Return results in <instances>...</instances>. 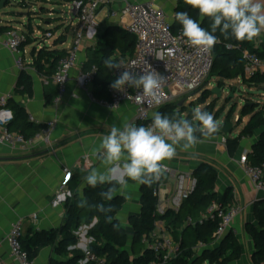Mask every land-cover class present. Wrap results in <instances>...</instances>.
Masks as SVG:
<instances>
[{
	"label": "crops",
	"instance_id": "crops-1",
	"mask_svg": "<svg viewBox=\"0 0 264 264\" xmlns=\"http://www.w3.org/2000/svg\"><path fill=\"white\" fill-rule=\"evenodd\" d=\"M126 2L154 3L164 11L169 21L172 23L175 21L178 6L175 0H111L99 13V29L84 39L79 56L80 62H86L92 57L107 26L124 29L128 21L121 17L112 18L110 15L120 11ZM69 4L61 0H9L5 9L0 12V27L19 30L29 34L31 38V43L25 45L22 50L24 68L19 69L16 57L3 47L6 33L0 34V98L11 96L13 102L22 104L30 122L37 126L45 128L55 123L49 143L40 140L27 152L0 146V260L3 264H19L12 259L7 242L12 226L21 221L24 236L59 229L67 213L65 204L67 200L56 203L58 190L66 179L65 170L76 176L75 192L83 198L88 187L84 184L85 176L92 171H105V165L98 156L93 155V152L99 150L102 139L113 126L122 128L124 125L132 124L135 118L131 106H124L117 111L103 105L101 102L108 100L109 95L95 94V86L92 89L94 98H91L87 90L81 86L79 68L73 71L66 94L56 104L57 88L52 81L55 74L51 78L49 75L44 76L37 70L35 62L41 50V42L43 47L50 50L68 52L70 49L77 21L70 18ZM46 32H52L53 38L43 39ZM263 37L264 31L252 41L258 47ZM46 64L44 62L47 68ZM23 72L31 77L32 97L16 92ZM46 73L44 70V74ZM191 98L192 96L188 100ZM242 131L236 135L233 131L224 137L219 135L200 137L195 146L188 150L177 147L176 155L162 163L181 172H194L202 163L213 165L219 174L217 182L219 201L230 190L235 205L244 208L243 214L232 225L233 231L241 243L243 240L253 243L245 230V225L255 222L254 212L257 207L263 206L264 194L255 190L239 161L242 157H248L260 141L263 132L259 130L250 138L241 137ZM227 140L238 141L237 149L232 156ZM122 163L123 158L117 162L119 166L112 182L120 187L119 193L125 199L117 219L128 234L133 236L130 221L132 217L141 213L143 185L124 175ZM161 187L167 189L169 196L172 194L173 184L166 178L162 181ZM88 229L87 226H83L77 233L79 243L76 249L83 252L87 251L91 242L86 237ZM54 259L61 260L53 247H47L41 250L39 257L32 264H51Z\"/></svg>",
	"mask_w": 264,
	"mask_h": 264
},
{
	"label": "trees",
	"instance_id": "trees-1",
	"mask_svg": "<svg viewBox=\"0 0 264 264\" xmlns=\"http://www.w3.org/2000/svg\"><path fill=\"white\" fill-rule=\"evenodd\" d=\"M66 3H72L76 0H61ZM186 11L188 14L201 23V26L210 29L211 21L207 18H201L199 12L180 0L176 12ZM173 31L176 32L181 25L174 21ZM10 29L0 27V34L8 32ZM47 33V32H46ZM52 33V32H50ZM218 43L211 50L213 55L212 77L221 81L240 80L243 85H264V73L257 74L250 78L245 76L244 53L250 52L257 55L264 61V37L257 47L253 41H240L234 39H225L219 32ZM26 45L31 43L30 35ZM136 38L125 29L116 26H107L100 37L98 46L94 49L92 57L89 58L84 66L88 71L92 67L97 68V75L94 80L96 88L95 94H108L107 87L115 80L113 69L105 67L104 61L112 58L114 61L132 58L136 49ZM228 46L231 49H228ZM65 50H50L48 47H42L36 57V68L44 76L50 78L56 74L60 60L66 55ZM47 63L48 67L44 65ZM44 70L47 72L44 74ZM51 80V79H50ZM16 92L24 96L32 97L31 77L23 72L16 87ZM56 95V94H55ZM10 109L13 111L14 120L9 129L15 134L24 136L30 140L35 138L43 126H37L30 122L29 117L22 104H17L10 100ZM214 105L211 104L204 111L213 115ZM180 106L170 103L158 112L172 116L183 112L179 110ZM243 117H250L247 125L244 127L242 136L252 138L257 131L263 134L260 141L249 153L247 160L253 166H264V110L259 106L251 109L246 104L242 109ZM221 115L214 114L217 122ZM184 118H191V112ZM139 126H145L144 123ZM226 125H221L220 130L215 135H223ZM199 136V133H197ZM230 155H234L238 141L227 140ZM194 176L197 179L195 192L184 202L181 209L176 212L172 209L164 214L158 213V201L154 196V191L160 186L162 178L153 182L151 185L142 186L141 213L139 216L132 217L130 224L133 230V236L130 238L127 230L121 226L117 215L122 210L125 199L119 193V186L115 183H105L96 188L88 186L85 189L84 197L75 192L76 176H71L68 181V187L71 196L66 201L67 213L63 225L50 232H36L32 235L23 236L22 244L24 251L34 262L40 255L41 250L47 247H53L56 255L61 260H52L51 264H96L89 260L87 253L105 261L104 264H240L244 249L241 241L231 231L222 239L216 236L219 219L204 220L209 208L214 203H219L221 207L235 205L234 198L228 190L219 201L217 192L218 170L209 163H202L194 170ZM113 189V198L108 201L101 197L100 193ZM81 201H86L87 206H79ZM104 203L105 207H111V211L101 213L94 207L97 204ZM254 223H247L245 230L252 238L254 244V259L258 262L264 261V205L257 207L254 212ZM94 221L96 223L94 224ZM163 223L165 229L171 234L173 240L178 245L179 250L171 260L163 262L162 256H157L150 248L152 242H145V238L155 231L157 223ZM94 224V225H93ZM87 226L86 237L91 241L87 251L83 252L76 249L79 243L77 233L81 227ZM132 241L129 248V241ZM140 244V249L136 248ZM203 245L204 248L200 249Z\"/></svg>",
	"mask_w": 264,
	"mask_h": 264
},
{
	"label": "built area",
	"instance_id": "built-area-1",
	"mask_svg": "<svg viewBox=\"0 0 264 264\" xmlns=\"http://www.w3.org/2000/svg\"><path fill=\"white\" fill-rule=\"evenodd\" d=\"M179 1L175 0L177 3ZM110 2L111 0H76L69 4L70 18L77 21V27L72 45L60 60L57 72L52 80L57 88L56 104L66 94L67 87L72 80V73L77 68L81 71L79 78L81 86L87 90L91 98H94L92 89L98 70L96 67H92L85 71L86 62H80L79 56L84 39L88 34L99 29V13ZM110 17L126 19L128 23L124 25V29L137 40L134 56L118 60L117 62H120L122 67L113 69V77L117 79L123 71L128 70L140 74H143V72L159 73L163 76V80L155 97L146 96L141 89L134 87L125 88L123 91L116 90L110 84L107 87L109 99L103 100L101 102L103 105L117 111L124 106H131L135 113L132 124L139 126V124L144 123L147 127L152 122L154 112H158L168 104L202 89L213 69L212 52L199 50L191 46L181 34L182 26L174 32L173 23L169 21L161 8L154 3L134 4L126 2L120 11L111 13ZM52 38L53 35L50 32L43 35V39ZM27 39L26 33L15 29L6 32L3 39V47L16 57V64L19 69L24 68L22 50L27 43ZM41 43L40 48L43 47ZM228 49H231V47L228 46ZM157 55L162 59H157ZM244 59L246 61V78L264 73V61L257 55L246 51ZM11 99V96L0 98V146L27 152L40 140L49 143L55 123L49 124L35 138L30 140L10 131L9 126L14 119L13 111L9 109ZM239 164L253 183L255 190L264 194V166L251 165L247 157H242ZM163 166L161 183L166 178L173 184V192L169 196L167 189L162 188L161 184L154 191V196L158 201V213L164 214L169 209L178 212L184 202L195 191L197 179L193 171L181 172L169 165L163 164ZM65 173L66 179L58 190L56 203L65 201L71 196L68 181L72 173L69 170H65ZM243 212L244 208L240 205L223 208L219 203H214L209 208L204 220L219 219L216 236L220 240L230 231L236 235L232 225ZM23 236L22 222L19 221L12 226L7 238L10 255L19 264H32L29 255L23 249ZM145 242L147 244L152 242L149 245L150 248L157 256H162L164 263L175 258L179 250L171 234L161 222L156 224L155 231L150 235V238H145ZM203 248L204 246L201 245L200 249ZM87 257L96 264L105 263L103 259L89 253H87ZM0 264H3L1 260Z\"/></svg>",
	"mask_w": 264,
	"mask_h": 264
},
{
	"label": "clouds",
	"instance_id": "clouds-1",
	"mask_svg": "<svg viewBox=\"0 0 264 264\" xmlns=\"http://www.w3.org/2000/svg\"><path fill=\"white\" fill-rule=\"evenodd\" d=\"M187 5L198 10L201 18L211 21L210 31L192 18L188 12L175 13V22L182 26V36L196 49L211 51L218 43L217 32L225 39L237 42L251 41L264 31V0H185ZM157 59H162L159 55ZM109 70L122 67L120 62L111 57L104 61ZM163 76L159 73H133L123 71L111 87L123 91L125 88L141 89L146 96L155 97L161 88ZM214 116L199 106L192 109L191 118L179 114L169 116L154 112L149 126L127 124L122 128L113 126L102 139L98 156L105 165L104 172L92 171L84 178V184L92 188L113 182L117 171V162L123 158L122 171L132 181L142 185H151L158 181L163 173V161L172 159L177 147L188 150L195 146L200 137H212L218 131ZM199 133V136L197 135ZM123 183V181H118ZM113 189L101 192L103 199L110 201ZM79 206L86 207L81 201ZM97 211L107 213L111 207L104 203L94 206Z\"/></svg>",
	"mask_w": 264,
	"mask_h": 264
},
{
	"label": "rangeland",
	"instance_id": "rangeland-1",
	"mask_svg": "<svg viewBox=\"0 0 264 264\" xmlns=\"http://www.w3.org/2000/svg\"><path fill=\"white\" fill-rule=\"evenodd\" d=\"M72 38V34H71ZM39 47V45H38ZM218 83L217 77H212L211 74L208 80L203 85L202 89L191 95L185 96L180 100H176L173 103L181 106L180 111L183 112V117L188 116L192 109L199 106L202 110L206 109L211 104L214 105L213 116L216 113L221 115L217 121L218 126L226 123H231L233 126L232 132L234 135L241 132L247 125L250 117H243L242 109L246 104H249L251 109L260 107L264 110V87L259 85L247 86L243 85L239 81H221ZM219 88L222 92V98H218L213 95V90ZM192 96L191 100L188 98ZM218 127V130H220ZM218 135H214L215 137ZM219 136H225L219 135ZM264 205V204H262ZM130 238L132 237L129 235ZM244 254L240 264H264L254 259V244L251 241H242ZM132 241H129V248ZM141 245L136 244V248L140 249Z\"/></svg>",
	"mask_w": 264,
	"mask_h": 264
},
{
	"label": "water",
	"instance_id": "water-1",
	"mask_svg": "<svg viewBox=\"0 0 264 264\" xmlns=\"http://www.w3.org/2000/svg\"><path fill=\"white\" fill-rule=\"evenodd\" d=\"M9 2V0H0V12L1 11H3L4 9H5V7L7 6V3ZM213 95H216L218 98H222V92H221V90L219 89V88H215L214 90H213ZM181 107V106H180ZM226 125V127L224 128V130H223V133L225 134V135H229V134H231L232 133V130H233V126H232V124L231 123H226L225 124ZM195 192V191H194ZM193 192V193H194ZM96 223V221L94 222V224ZM93 224V225H94ZM85 250H86V248H85Z\"/></svg>",
	"mask_w": 264,
	"mask_h": 264
}]
</instances>
